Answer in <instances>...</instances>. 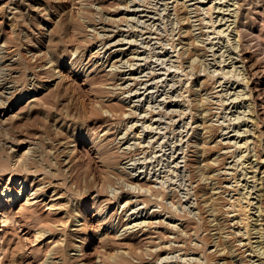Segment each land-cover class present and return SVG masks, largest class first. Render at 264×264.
Instances as JSON below:
<instances>
[{
  "label": "rangeland",
  "instance_id": "374dc122",
  "mask_svg": "<svg viewBox=\"0 0 264 264\" xmlns=\"http://www.w3.org/2000/svg\"><path fill=\"white\" fill-rule=\"evenodd\" d=\"M233 3L0 0V189L42 188L30 204L19 195L0 204V236L13 241L0 264H263L255 233L264 154L237 81ZM237 196L250 204V235L223 211Z\"/></svg>",
  "mask_w": 264,
  "mask_h": 264
},
{
  "label": "bare ground",
  "instance_id": "6f19581e",
  "mask_svg": "<svg viewBox=\"0 0 264 264\" xmlns=\"http://www.w3.org/2000/svg\"><path fill=\"white\" fill-rule=\"evenodd\" d=\"M133 1V0H132ZM221 1V0H220ZM223 1V0H222ZM234 1V5H235V7H236V16H234V17H236L234 20H235V32H236V35H237V38H238V46H240V51H239V54L238 55H240L239 57L241 58V61L243 62L242 64L244 65L243 66V70H244V72H241L242 74H243V77H241L240 79H239V77H238V82L239 83H241V84H238V85H243L244 87H245V89L247 90L248 89V93H249V98L250 99H248V100H250V103H249V106H250V108H251V110L253 111V115L256 117V119H257V122H259V124H260V126H259V128H260V130H258L259 131V137L261 138V139H259V141H260V146H261V151H260V153H262V154H264V58H259L260 56L258 55V53H257V56L255 55V54H253V53H251L252 51H250V48L252 49V45H253V47H254V49L256 48V49H260L261 47H263V49H264V0H233ZM135 2V1H134ZM136 3V2H135ZM137 3H139L138 1H137ZM168 3V2H167ZM166 3V4H167ZM203 3H205V2H203ZM216 3H218V2H216ZM228 3V2H227ZM165 4V3H164ZM169 4V3H168ZM218 4H221V2H219ZM225 4V3H224ZM230 4V3H229ZM140 5H142V4H140ZM222 5V4H221ZM143 6H145V5H143ZM147 6V5H146ZM149 6V5H148ZM185 6H186V4H185ZM214 5H210V6H208L209 7V11H213V10H216V9H214V7H213ZM226 6V5H225ZM216 7V6H215ZM148 8V7H147ZM150 8H153L154 9V6H151ZM156 9V8H155ZM166 9H168V8H166ZM200 9V8H199ZM213 9V10H212ZM222 9V8H221ZM230 9V8H229ZM234 10H235V8H233ZM143 10V9H142ZM202 10V9H201ZM201 10H199V11H201ZM205 10V9H204ZM207 10V9H206ZM218 10H219V8H218ZM217 10V11H218ZM227 10V9H226ZM128 11V10H127ZM133 11H135V12H137L138 10H133ZM148 11H151V10H148ZM223 11V10H222ZM231 11V10H230ZM233 11V10H232ZM139 12V11H138ZM145 12V11H144ZM219 12V11H218ZM196 13V12H195ZM201 13V12H200ZM204 13V12H203ZM207 13H209V12H207ZM223 13H224V11H223ZM226 13V12H225ZM224 13V14H225ZM206 14V13H205ZM212 14V13H211ZM221 14H222V12H221ZM227 14V13H226ZM225 14V15H226ZM231 14V13H230ZM147 15V14H146ZM200 15V14H199ZM204 15V14H203ZM207 15H209V14H207ZM206 16V15H205ZM204 16V17H205ZM210 16V15H209ZM212 16H213V14H212ZM200 17V16H199ZM151 18V17H150ZM207 18H209L208 16H207ZM212 18V17H211ZM210 18V19H211ZM155 19V18H154ZM203 19V21H204V18H202ZM135 21V19H132V21ZM225 20V19H224ZM210 21V20H209ZM212 21V20H211ZM221 21V20H220ZM227 21V20H226ZM231 21H233V19L231 20ZM206 22V21H205ZM208 22V21H207ZM217 22V21H216ZM259 22H262V26H260V27H262L261 28V30H257V24L259 23ZM137 23H141V22H137ZM136 23V24H137ZM144 23V22H143ZM214 23V22H213ZM212 23V24H213ZM224 23V22H223ZM138 24V25H139ZM152 24V23H151ZM151 24H149V25H151ZM211 24V23H210ZM209 24V22H208V25L207 24H205V25H207V26H209L210 25ZM13 25V24H12ZM145 25V24H144ZM204 25V26H205ZM214 25V27L215 26H218V24L217 25H215V24H213ZM148 26V25H147ZM206 26V27H207ZM211 26V25H210ZM145 27H146V25H145ZM151 27V26H150ZM213 27V26H212ZM216 28V27H215ZM148 29V28H147ZM199 29H202V28H199ZM212 29V28H211ZM232 29V28H231ZM151 30V29H150ZM215 30V29H214ZM105 31H108V30H105ZM142 31V30H141ZM202 31V30H201ZM210 30H208V32H209ZM216 31V30H215ZM220 31H223L224 32V30L222 29V30H220ZM231 31V30H230ZM151 32H152V30H151ZM204 32V31H203ZM206 32V31H205ZM211 32V31H210ZM209 32V33H210ZM222 32V33H223ZM142 33L144 34V32L142 31ZM214 33H216V32H214ZM221 32H219L218 33V35L220 36L221 34H220ZM225 33V32H224ZM145 35V34H144ZM206 35V34H205ZM216 35H217V33H216ZM215 35V36H216ZM105 36V35H104ZM122 36H123V34H122ZM209 37H210V35H208ZM225 35H222V38L224 37ZM111 37V36H110ZM149 37H150V35H149ZM148 37V38H149ZM217 37V36H216ZM106 38V37H105ZM109 38V37H108ZM152 38V37H151ZM103 39H104V37H103ZM146 39V38H145ZM154 39V38H153ZM203 39H205V38H203ZM202 39V40H203ZM211 39H212V37H211ZM211 39H210V41H211ZM216 39V38H215ZM208 40V39H207ZM206 40V41H207ZM229 40V39H228ZM106 41H107V39H106ZM137 41V40H136ZM205 41V42H206ZM209 41V42H210ZM212 42V41H211ZM210 42V43H211ZM129 43V42H128ZM131 43H132V41H131ZM130 43V44H131ZM159 43V42H158ZM191 44L192 43H194L193 41H191L190 42ZM204 43V42H203ZM217 43V42H216ZM218 43H219V41H218ZM186 44H188V43H186ZM190 44V45H191ZM208 44V43H207ZM236 44H237V41H236ZM134 45V44H133ZM162 46H163V44H162ZM234 46V45H233ZM173 47V46H172ZM174 47H175V45H174ZM237 47V46H236ZM147 48V47H146ZM164 48H166L165 46H164ZM188 48H189V46H188ZM211 48V47H210ZM213 48V47H212ZM162 49H163V47H162ZM169 49V48H168ZM174 49V48H173ZM176 49V48H175ZM209 49V48H208ZM207 49V50H208ZM255 49V50H256ZM185 50V49H184ZM187 51L189 50V49H186ZM185 50V51H186ZM205 50H206V47H205ZM212 50V49H211ZM214 50V49H213ZM228 50V49H227ZM232 50H233V48H232ZM238 50V49H237ZM261 50V49H260ZM259 50V51H260ZM117 51V50H116ZM154 51V50H153ZM166 51H168V50H166ZM174 51V50H173ZM229 51V50H228ZM231 51V50H230ZM235 50H233V52H234ZM257 51V50H256ZM118 52V51H117ZM172 52V51H171ZM207 52V51H206ZM209 52H211L210 50H209ZM213 52V51H212ZM236 52V51H235ZM234 52V53H235ZM258 52V51H257ZM116 53V52H115ZM120 53V52H119ZM133 53V52H132ZM214 53V52H213ZM256 53V52H255ZM261 53V52H260ZM264 53V52H263ZM163 54V53H162ZM178 54V53H177ZM181 54H183V53H181ZM179 55V54H178ZM216 55V54H215ZM176 56V55H175ZM224 56V55H223ZM219 57V56H218ZM264 57V56H263ZM179 58V57H178ZM109 59V58H108ZM236 59H237V57H236ZM232 61H233V59H231ZM238 60H239V58H238ZM178 61V60H177ZM129 62V61H128ZM155 62V61H154ZM153 62V63H154ZM194 62V61H193ZM193 62H191V64L193 63ZM223 62V61H222ZM195 63V62H194ZM162 64V63H161ZM191 64H189L190 65V67L191 66H194V65H191ZM131 65V64H130ZM136 65V64H135ZM181 65V64H180ZM179 65V66H180ZM216 65V64H215ZM146 66V65H145ZM148 66H150V65H148ZM182 66V65H181ZM113 67V66H112ZM154 67V66H153ZM174 67V66H173ZM177 67H178V65H177ZM1 68V67H0ZM117 68V67H116ZM193 68V67H192ZM131 69V68H130ZM152 69V68H151ZM155 69V68H154ZM181 69V67L179 68V70ZM223 69V68H222ZM132 70V69H131ZM134 70V69H133ZM170 70V69H169ZM168 70V71H169ZM179 70L177 71V72H179ZM236 70H237V68H236ZM136 71V70H135ZM185 71V70H184ZM241 71V70H240ZM174 73L175 71H171V73ZM150 73H152V76L151 77H153V74L155 75V73H153V72H150ZM181 73V72H180ZM183 73V72H182ZM226 73V72H225ZM225 73H223L222 72V74L224 75ZM240 73V72H239ZM241 73H240V75H241ZM165 74V73H164ZM151 75V74H150ZM156 75H158L157 73H156ZM168 75V74H167ZM183 75V74H182ZM222 75V77H226L227 78V74H226V76L224 75L223 76ZM146 76V75H145ZM178 76V75H177ZM239 76V75H238ZM150 77V76H149ZM175 77V76H174ZM156 77H154L153 79H155ZM177 78V77H176ZM230 78V77H229ZM228 78V79H229ZM174 79V78H173ZM237 79V78H236ZM178 80V79H177ZM181 80V79H180ZM184 80V79H183ZM224 80L226 81L227 79H225L224 78ZM231 81L233 80V79H230ZM235 80V79H234ZM138 82H139V80H137ZM142 81V80H141ZM217 81V80H216ZM230 81V82H231ZM1 82V81H0ZM180 82H182V80L180 81ZM222 82V81H221ZM220 82V83H221ZM229 82V83H230ZM3 83V82H2ZM2 83H0L1 85H2ZM220 83H218V84H220ZM224 83V82H223ZM223 83H221L220 85H222ZM235 83V82H234ZM233 83V84H234ZM213 84V83H212ZM211 84V85H212ZM137 85V84H136ZM3 86V85H2ZM180 86H181V84H180ZM213 86V85H212ZM214 86H215V84H214ZM182 87V86H181ZM218 87V86H217ZM226 87V86H225ZM6 88V87H5ZM172 88V87H171ZM214 88V87H213ZM213 88H211L212 90H213ZM224 88V87H223ZM230 88V87H229ZM182 89V88H181ZM192 89V88H191ZM215 89H216V87H215ZM222 89V88H221ZM228 89V88H227ZM218 90V89H217ZM220 90V89H219ZM218 90V91H219ZM5 91H6V89H5ZM216 91V90H215ZM221 91V90H220ZM227 91V90H226ZM1 93V92H0ZM4 93V92H3ZM151 93H153V92H151ZM166 93H168V92H166ZM213 93V92H212ZM229 93V92H228ZM223 94H225V93H223ZM223 94H221V95H219V94H216V95H218L217 97H219L220 99H221V96L223 95ZM2 95V94H1ZM167 95V94H166ZM213 95V94H212ZM215 95V96H216ZM237 95V94H236ZM240 95V94H239ZM226 95H224V97H225ZM5 97V96H4ZM154 97V96H153ZM171 97V96H170ZM214 97V96H213ZM243 97H244V95H243ZM247 97V95L245 96V98ZM216 98V97H215ZM228 98V97H227ZM239 98H241L240 96H239ZM226 99V98H225ZM247 99V98H246ZM222 100V99H221ZM236 101L237 100V97H236V99H233L232 101ZM243 100V99H242ZM245 100V99H244ZM231 101V102H232ZM235 101L233 102V103H235ZM237 101H239V100H237ZM236 101V102H237ZM241 101V100H240ZM171 102V101H170ZM223 103H224V100L222 101ZM226 102V101H225ZM230 102V103H231ZM243 102V101H242ZM248 102V101H247ZM246 102V103H247ZM4 102H2V104H3ZM218 103H221V101L220 102H218ZM217 103V104H218ZM227 103V102H226ZM225 103V104H226ZM244 103V102H243ZM229 104V103H228ZM231 105V104H230ZM248 105V104H247ZM246 105V106H247ZM218 106V105H217ZM216 106V107H217ZM234 106V105H233ZM236 106V105H235ZM33 108H34V106H32ZM223 107H225L224 106V104H223ZM249 108V107H248ZM247 108V109H248ZM114 109V108H113ZM112 109V110H113ZM220 109H221V107H220ZM223 109V108H222ZM225 109V108H224ZM111 110V111H112ZM116 109H114V111H115ZM93 111H95L94 109H93ZM114 111H112V112H114ZM223 111H225V110H223ZM249 111V110H248ZM247 111V112H248ZM152 112H154L153 110H152ZM92 113V112H91ZM217 113V112H216ZM226 113V112H225ZM252 113V112H251ZM93 114H95V116H96V114L97 113H93ZM2 115V114H1ZM97 115H99V114H97ZM252 115V116H253ZM100 116V115H99ZM101 117V116H100ZM99 117V118H100ZM144 117H146V116H144ZM98 118V117H97ZM239 118H241V117H239ZM96 119V118H95ZM150 119V118H149ZM247 119L245 118V120L244 121H246ZM248 120H249V118H248ZM2 121V120H1ZM5 121V120H4ZM156 121V120H155ZM158 121V120H157ZM195 121V120H194ZM230 121V120H229ZM253 121V120H252ZM248 122V121H247ZM249 122H250V120H249ZM5 123V122H4ZM3 123V121H2V124H4ZM233 124H234V122H232ZM238 123V122H237ZM242 122H240V124H241ZM245 123V122H244ZM256 123V122H255ZM231 124V123H230ZM236 124V123H235ZM227 125V124H226ZM226 125L224 126V127H226ZM232 125V124H231ZM239 126V125H238ZM227 127H228V125H227ZM150 128V127H149ZM148 128V129H149ZM192 128V127H191ZM201 128V127H200ZM151 129H152V127H151ZM151 129H150V131H151ZM220 131H221V129H220ZM219 131V132H220ZM222 132V131H221ZM220 132V133H221ZM228 133V132H227ZM227 133H224V134H227ZM126 134V133H125ZM181 135V134H180ZM139 136V135H138ZM241 137V136H240ZM256 137V136H255ZM124 137H122V139H123ZM138 138H140V137H138ZM127 139V138H126ZM221 142V141H220ZM218 144H220L219 142H217ZM222 143V142H221ZM226 144L228 143V144H230L231 142H225ZM247 143V142H246ZM246 143H244V145L243 146H245V144ZM250 143V142H249ZM249 143H248V145H249ZM232 144V143H231ZM141 146V145H140ZM152 146V145H151ZM225 146V145H224ZM231 146V145H230ZM142 147V146H141ZM222 147H223V145H222ZM227 147V146H226ZM232 147V146H231ZM257 147H259V146H257ZM138 148H140V147H138ZM151 148V147H150ZM241 148H243V147H241ZM245 148V147H244ZM246 148H247V145H246ZM249 148V147H248ZM255 148H256V146H255ZM222 149H224V148H222ZM132 149H130V151H131ZM137 150V149H136ZM139 150V149H138ZM176 150V149H175ZM232 150V149H231ZM240 150V149H239ZM238 149L236 150L235 149V151L237 152V151H239ZM242 150V149H241ZM250 150V149H249ZM177 151V150H176ZM248 151V150H247ZM256 151H258V150H256ZM143 152H146V151H143ZM235 152V153H236ZM147 153V152H146ZM220 153V152H219ZM224 153V152H223ZM230 153V152H229ZM243 153V152H242ZM251 153V152H250ZM256 153H258V152H256ZM104 154V153H103ZM103 154H102V156H103ZM222 154V153H221ZM226 154V153H225ZM233 154H234V151H233ZM245 154H247L246 152H245ZM136 155V154H135ZM134 155V156H135ZM137 155H138V153H137ZM146 155V154H145ZM244 155V154H243ZM242 155V156H243ZM251 155H253V154H251ZM260 155V154H259ZM227 156H229V154L227 155L226 154V157ZM255 156V155H254ZM254 156H252V157H254ZM20 157H22V156H20ZM19 157V158H20ZM23 157H24V159H26L25 158V156L23 155ZM22 157V158H23ZM110 157V156H109ZM219 157V156H218ZM233 157H236V154L235 155H233ZM245 157V156H244ZM249 157V156H248ZM248 157H245V158H248ZM259 157V156H258ZM14 158V157H13ZM107 159H108V157H106ZM105 158V159H106ZM184 158H185V156H184ZM224 158V157H223ZM245 158H244V160H245ZM106 159V160H107ZM146 159V158H145ZM218 159V158H217ZM239 159H241V158H239ZM243 159V158H242ZM250 159H251V157H250ZM17 160H20V162H22L23 160H21V159H17ZM33 160V159H32ZM72 160V159H71ZM102 160H104V159H102ZM109 160V159H108ZM107 160V162H108V164L110 163L109 161ZM112 160V157L110 158V161ZM131 160H133V159H131ZM247 160V159H246ZM245 160V161H246ZM29 161H30V159H29ZM28 160L26 161L27 163L29 162ZM70 161V160H69ZM105 161V160H104ZM234 161V160H233ZM258 161H259V159H258ZM260 161H262V160H260ZM15 162V161H14ZM17 162V161H16ZM15 162V163H16ZM34 162V161H33ZM33 162L31 161L30 162V164L32 165L33 164ZM73 162V161H72ZM217 162H219V161H217ZM263 162V161H262ZM261 162V163H262ZM23 163V162H22ZM22 163H21V166H22ZM24 163H25V161H24ZM23 163V164H24ZM68 163V162H67ZM106 162H104V164H105ZM112 163V162H111ZM111 163H110V165H111ZM242 164H243V162H241ZM259 163V162H258ZM17 164V163H16ZM35 164V163H34ZM33 164V165H34ZM65 164H66V162H65ZM79 164H81V163H79ZM83 164V163H82ZM134 164V163H133ZM141 164H143V162H141ZM32 165V166H33ZM37 165V164H36ZM36 165H34V166H36ZM72 165V164H71ZM75 165V164H74ZM73 165V166H74ZM107 165V164H106ZM251 165V164H250ZM250 165H248V167L250 168ZM255 165V164H254ZM259 165H261V164H259ZM13 166H15V165H13ZM17 166H19L20 167V165H18L17 164ZM24 166V165H23ZM30 166V165H29ZM78 166H80V165H78ZM83 166V165H82ZM252 166V165H251ZM256 166V165H255ZM84 167V166H83ZM107 167V166H106ZM243 167H244V165H243ZM247 167V168H248ZM253 167V166H252ZM72 168V167H71ZM85 168V167H84ZM87 168V167H86ZM85 168V169H86ZM110 168H112V165H111V167ZM237 168V167H236ZM235 168V170H237ZM245 168V167H244ZM247 168H245V169H247ZM263 170H261V172H262V174H263V176L262 177H260V184H261V188H260V194L258 195L259 196V207H258V213H257V221H258V230H257V228H256V230H257V232L255 233V234H257V236H256V238H258L257 240H258V242L260 243V245H262V247H264V163H263V165H262V167H261ZM70 169V168H69ZM68 169V170H69ZM81 169H82V171L84 170L82 167H81ZM88 169H89V167H88ZM87 169V170H88ZM108 170H109V168H107ZM234 169V168H233ZM239 169V168H238ZM255 169V168H254ZM257 170L256 171H259V167L258 168H256ZM80 170V169H79ZM78 170V171H79ZM87 170H85V171H83V173L82 172H80V173H82V174H86V173H84V172H86ZM91 170V169H90ZM220 170V169H219ZM218 170V171H219ZM248 170V169H247ZM252 170V169H251ZM69 171H72V169L71 170H69ZM77 171V172H78ZM246 171V170H245ZM107 172V171H106ZM251 172V171H250ZM73 173H74V171H73ZM79 173V172H78ZM223 173H225V172H223ZM227 173V172H226ZM237 173V172H236ZM236 173H234V174H236ZM252 173H253V171H252ZM88 174V173H87ZM228 174V173H227ZM230 174V173H229ZM238 174V173H237ZM248 174H249V172H248ZM258 174V173H257ZM256 174V175H257ZM72 175V174H71ZM225 175V174H224ZM232 175V174H231ZM230 175V176H231ZM255 175V174H254ZM46 176H49V175H46ZM85 176H87V175H85ZM97 177H98V175H96ZM234 176V175H233ZM228 177V176H227ZM235 177V176H234ZM233 177V178H234ZM245 177V176H244ZM248 176H246L245 177V179L247 178ZM252 177H254L253 175H252ZM94 178V177H93ZM102 178V177H101ZM210 178V177H209ZM231 177H229V179H230ZM56 179V178H55ZM234 179H236V178H234ZM248 179V178H247ZM87 180V179H86ZM249 180V179H248ZM253 180H255V178H253ZM256 180H258L257 178H256ZM255 180V181H256ZM35 181V180H34ZM234 181V180H233ZM240 181V180H239ZM247 181V180H246ZM47 182V181H46ZM87 182V181H86ZM93 182H94V180H93ZM231 182V181H230ZM234 182H236V181H234ZM259 182V181H258ZM17 184L19 183L18 181L16 182ZM95 183V182H94ZM256 184H257V181L255 182ZM23 182L21 183V184H19V194L17 193V194H14L12 191H10V187H8V186H6V187H3V188H1L0 189V204L4 201V199L6 198V197H9V196H13V199H14V197H15V195H19V196H22V197H24V199L26 200V202L27 203H32L35 199H37V198H39V197H41L42 195H41V189L40 188H38V187H36V186H33V185H31L30 186V188H28V187H25L26 188V190L25 189H23ZM35 184V183H34ZM216 184V183H215ZM259 184V183H258ZM40 185H41V183H40ZM88 185H89V183H88ZM239 185V184H238ZM48 186H49V180H48ZM50 186H51V184H50ZM91 186V185H90ZM235 186V185H234ZM237 186V185H236ZM257 186V185H256ZM255 186V187H256ZM41 187V186H40ZM44 187V186H43ZM229 188H231L230 186H228ZM48 188V187H47ZM221 188H223V187H221ZM225 188V187H224ZM232 189V188H231ZM256 189H258L259 190V188H256ZM255 189V190H256ZM46 190V189H45ZM228 190V189H227ZM233 190V189H232ZM238 190H239V186H238ZM252 190V189H251ZM228 191H230V190H228ZM254 191V190H253ZM45 192V191H44ZM47 192V191H46ZM152 192H154V191H152ZM237 192V191H236ZM251 192V191H250ZM54 193V192H53ZM154 193H157V192H154ZM220 193V192H219ZM222 193V192H221ZM238 193V192H237ZM254 193V192H253ZM215 194V193H214ZM242 194V193H241ZM244 194V193H243ZM251 194V193H250ZM158 195H160V194H158ZM246 195V194H245ZM244 195V196H245ZM51 196V195H50ZM139 196V195H138ZM141 196V195H140ZM157 196V195H156ZM233 196V195H232ZM240 196V195H239ZM250 196V195H249ZM56 197H60V196H56ZM233 197H235V196H233ZM243 196H241V198H242ZM119 198V197H118ZM218 198H220L219 196H218ZM231 198V197H230ZM240 197H238L237 196V198H235L233 201H228V200H226V201H228L222 208H224L223 209V211H225V214L227 213V214H231V215H229V217H231V216H233L238 222V224H239V226L241 227V229H244L247 233H249V235H250V231H252L251 230V228H252V220H251V218H253V217H251L250 216V209L248 208V207H250V204H249V206L247 205V206H244L245 205V203L243 204V202H242V199H241ZM245 198V197H244ZM45 199V198H44ZM57 199H59V198H57ZM216 198L214 197V198H212V200L214 201ZM233 199V198H232ZM248 199V198H247ZM256 199V198H255ZM50 208L52 209V208H54V207H56V203H54L55 202V198L53 197V198H51L50 197ZM149 200V199H148ZM147 200V201H148ZM230 200V199H229ZM246 201V199H243V201ZM136 201V200H135ZM142 201V200H141ZM140 201V202H141ZM146 201V200H145ZM144 201V202H145ZM244 201V202H245ZM248 201V200H247ZM246 201V202H247ZM138 201H136V203H137ZM52 203V204H51ZM129 203L130 202H128V204L126 205V206H129ZM132 203H134V202H132ZM131 203V204H132ZM143 203V202H142ZM149 203H150V201H149ZM250 203V202H249ZM251 203H253V202H251ZM146 203H144V205H145ZM247 204H248V202H247ZM147 205H148V202H147ZM252 205V204H251ZM253 206V205H252ZM125 207V206H124ZM149 207V206H148ZM126 208V207H125ZM257 212V211H256ZM133 213V212H132ZM135 213V212H134ZM133 213V214H134ZM224 213V212H223ZM252 213V212H251ZM125 215V214H124ZM214 215V214H213ZM255 215V214H254ZM5 216H6V213H5ZM126 216V215H125ZM225 216V215H224ZM228 216V215H227ZM226 217V216H225ZM227 219V218H226ZM228 220V219H227ZM234 220V219H233ZM34 221V220H33ZM230 221V220H229ZM35 223H38L37 222V220H35ZM230 224H231V222H229ZM233 223V222H232ZM237 223H233V224H237ZM141 224H143V223H141ZM237 224V225H238ZM133 225H135V224H133ZM138 225H140V224H136L135 226L137 227ZM35 226H37V225H34V227ZM39 226V225H38ZM232 226H234L235 227V225H232ZM132 227V226H131ZM131 227H129V228H131ZM136 227H134V228H136ZM257 227V226H256ZM133 228V227H132ZM236 228V227H235ZM255 230V229H254ZM255 230V231H256ZM244 231V232H245ZM239 232H240V230H239ZM239 232H236L237 234H238V236H240V234H239ZM243 232V231H242ZM254 232V231H253ZM236 234V235H237ZM242 234V233H241ZM248 235V236H249ZM251 235H252V233H251ZM45 236V230H44V228H42V226H40V227H38V228H36V232H35V240L37 241V240H41V238L42 237H44ZM242 236V235H241ZM229 237H231V236H229ZM245 237V236H244ZM246 237H247V234H246ZM252 238H254L253 236H252ZM43 239H45V238H43ZM60 239V238H59ZM241 239H242V237H241ZM243 239H245V238H243ZM248 239V238H247ZM246 239V240H247ZM62 240V239H61ZM60 240V241H61ZM58 241L59 240H56V242L58 243ZM252 241V240H251ZM56 242H54V243H56ZM253 242V241H252ZM251 242V243H252ZM169 243H171V242H169ZM255 243V242H254ZM257 243V242H256ZM244 244V243H243ZM58 245H61V244H58ZM68 246V245H70V244H67V242H66V244H65V246ZM245 245H247V244H245ZM248 245L250 246L251 244H250V242H248ZM247 245V246H248ZM259 245V246H260ZM13 246V241H12V237L11 236H9L8 234H7V232H5V234L4 235H2V236H0V250L1 251H3L4 250V252H5V250L6 249H9V248H11ZM62 246V245H61ZM61 246H59V247H61ZM65 246H64V248H65ZM170 246H172V244L170 245ZM169 245L167 246V248H165V249H168V247H170ZM228 246V245H227ZM244 246V245H243ZM58 247V246H57ZM70 247V246H69ZM78 247H80V245H78L77 246V248ZM176 247V246H175ZM258 247V246H257ZM249 248V247H248ZM250 248H252V245L250 246ZM256 248V247H255ZM58 249H60V248H58ZM61 249H63V247L61 248ZM162 249H164V248H162ZM162 249H160V250H162ZM170 249H171V247H170ZM224 249V248H223ZM226 249V248H225ZM224 249V250H225ZM233 249V248H232ZM66 251H67V249H65ZM222 250V249H221ZM228 250V249H227ZM230 250H231V248H230ZM237 250V249H236ZM236 250H234V251H236ZM240 250H241V248H240ZM252 250H253V248H252ZM256 250V249H255ZM264 250V249H263ZM64 251V250H63ZM62 251V252H63ZM232 251V250H231ZM254 251V250H253ZM262 251V250H261ZM261 251H259V252H261ZM60 252V251H59ZM222 252V251H221ZM255 252V251H254ZM253 252V253H254ZM256 252H257V250H256ZM66 253V252H65ZM226 253H228V252H226ZM225 254V253H224ZM257 254V253H256ZM255 254V255H256ZM262 254V253H261ZM67 255V254H66ZM222 255H223V253H222ZM248 255H251V253L250 254H248ZM254 255V254H253ZM262 255H264V254H262ZM262 255H260V257H262ZM65 256V255H64ZM68 256V255H67ZM160 257V256H159ZM159 257H158V260H159ZM256 257H258V256H256ZM161 258V257H160ZM251 258H254V257H252L251 256ZM259 258V257H258ZM263 258V257H262ZM65 260L67 259V257H65L64 258ZM260 259V258H259ZM264 259V258H263ZM68 260V259H67ZM252 259H250L249 261H251ZM258 260V259H257ZM260 261V260H259ZM262 261V260H261ZM66 262V261H65ZM169 262V261H168ZM168 262H167V264H168ZM251 262H254V261H251ZM263 262V261H262ZM261 263V262H260ZM162 264V263H161ZM225 264H227V263H225ZM249 264H251V263H249ZM255 264V263H254ZM259 264V263H258ZM263 264H264V262H263Z\"/></svg>",
  "mask_w": 264,
  "mask_h": 264
}]
</instances>
